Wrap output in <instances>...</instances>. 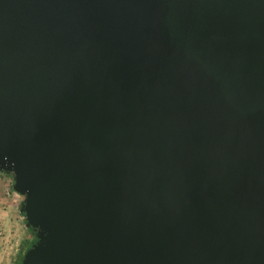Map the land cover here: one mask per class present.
I'll list each match as a JSON object with an SVG mask.
<instances>
[{
  "label": "water",
  "instance_id": "obj_1",
  "mask_svg": "<svg viewBox=\"0 0 264 264\" xmlns=\"http://www.w3.org/2000/svg\"><path fill=\"white\" fill-rule=\"evenodd\" d=\"M0 173L22 264H264V0H0Z\"/></svg>",
  "mask_w": 264,
  "mask_h": 264
},
{
  "label": "rangeland",
  "instance_id": "obj_2",
  "mask_svg": "<svg viewBox=\"0 0 264 264\" xmlns=\"http://www.w3.org/2000/svg\"><path fill=\"white\" fill-rule=\"evenodd\" d=\"M22 200L13 190L12 176L0 173V264H17L34 237L20 212Z\"/></svg>",
  "mask_w": 264,
  "mask_h": 264
},
{
  "label": "trees",
  "instance_id": "obj_3",
  "mask_svg": "<svg viewBox=\"0 0 264 264\" xmlns=\"http://www.w3.org/2000/svg\"><path fill=\"white\" fill-rule=\"evenodd\" d=\"M22 215H23V217H24V220H25V215H24V213H21ZM25 223H26V221H25ZM30 231H31V233L33 234V239H31V240H29L28 241V243H27V248H25V250H27L28 248H30L31 247V245L33 244V243H35L36 242V240H37V237H36V234H35V232H34V230L33 229H31V228H28ZM22 258H23V254H21L20 256H19V258L17 259V264H22Z\"/></svg>",
  "mask_w": 264,
  "mask_h": 264
}]
</instances>
